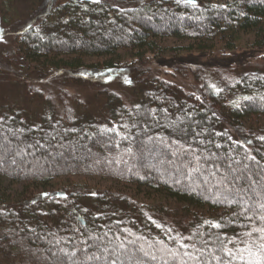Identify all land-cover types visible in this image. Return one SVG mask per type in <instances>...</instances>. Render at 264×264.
<instances>
[{"label": "trees", "instance_id": "16d2710c", "mask_svg": "<svg viewBox=\"0 0 264 264\" xmlns=\"http://www.w3.org/2000/svg\"><path fill=\"white\" fill-rule=\"evenodd\" d=\"M36 5L17 49L36 66L34 82L48 70L60 87L84 84L79 72L121 71L125 81L101 85L100 123L65 104L63 117L48 104L36 117L1 101L2 83L18 75L0 67V185L14 189L6 199L0 187V264H247L255 256L246 249L259 256L264 125L249 123L264 120V72L220 73L208 87L182 68L175 73L192 77L188 92L159 79L145 56L159 55L157 39L188 42L185 52H213L216 43L232 52L249 35L264 50V0ZM119 51L135 63L114 64ZM78 177L112 185L70 181Z\"/></svg>", "mask_w": 264, "mask_h": 264}, {"label": "rangeland", "instance_id": "374dc122", "mask_svg": "<svg viewBox=\"0 0 264 264\" xmlns=\"http://www.w3.org/2000/svg\"><path fill=\"white\" fill-rule=\"evenodd\" d=\"M53 0H0V67L4 66L8 70H14L18 76V81L25 84L20 87L16 78L9 75V79L4 81L1 85V101L5 105L14 106L22 114H31L38 116L42 113L45 105H51L54 111L60 117L65 116L66 111L61 105L65 104L68 109L75 116H84L86 119L95 120L100 123L99 110L102 107L99 94L102 92L101 85L103 82H112L115 87L123 84L125 78L121 71H114L111 74H106L105 77L95 78L89 77V73L79 72L82 78L88 80L84 84H73L72 80L67 79L63 81L62 86L51 84L49 79H54L57 74L53 70H48L50 73L48 77H44L38 82H34V78L29 76L36 66L27 62L23 63L21 57L17 53L18 36L21 29L29 21V18L34 19L37 14L30 11L36 6L40 8ZM64 0H54V5L63 3ZM53 5V6H54ZM36 9V8H35ZM39 10V9H38ZM15 39H17L15 41ZM156 45L159 48V55L151 56L149 58L150 68L159 79L166 80L172 85H177L185 91L190 92L194 90L192 77H182L176 75L175 71L182 70V68H192L202 77L204 84L208 87H215L219 85L217 74L233 73V77H238L243 73L264 72V50H256L252 47L253 37L249 35H240L236 44V48L232 52H227L224 45L216 43L213 52H185L182 51L188 45V42L176 41L173 39H157ZM134 55L131 52L119 51L113 59L114 64L120 66H127L135 63ZM97 63L96 59L85 58L82 60L83 65H91ZM2 68V67H1ZM190 69V70H192ZM192 71V74H193ZM175 73V76H174ZM226 75V74H224ZM174 76V78H172ZM227 77V78H226ZM220 77L222 81H230L232 76ZM75 78V77H74ZM11 79V80H10ZM29 88V90H28ZM122 89V88H121ZM125 92L124 90H121ZM128 91V90H127ZM124 96H128V92ZM128 99V97H127ZM2 103V102H1ZM3 105V106H5ZM13 107V108H14ZM67 118V116H66ZM67 120V119H66ZM250 125L257 127L264 125L263 118L252 119ZM62 183L69 181L68 179H60ZM70 181L88 183L90 185H98L102 187H109L112 181L101 180L99 178H72ZM54 188L57 187L53 183ZM1 188L6 189L3 197H12L14 191L13 186L7 182L0 185ZM1 194V193H0Z\"/></svg>", "mask_w": 264, "mask_h": 264}, {"label": "snow or ice", "instance_id": "6c2138e0", "mask_svg": "<svg viewBox=\"0 0 264 264\" xmlns=\"http://www.w3.org/2000/svg\"><path fill=\"white\" fill-rule=\"evenodd\" d=\"M236 163L239 164L240 162H239V161H236ZM228 167L231 168L232 165L229 164ZM245 167H247V166H245ZM234 179H235V178H234ZM241 191H244V190L241 189ZM241 199H243L242 196H241ZM241 206H243V205H241ZM260 208H264V204H261V205H260ZM247 218L250 219V220L252 219L251 216H249V217H247ZM259 231L262 233V235H261V239L264 240V228L259 229ZM249 235H251V234L249 233ZM230 242H231V241H230ZM259 248H260V255H259V256H256L255 253H252L250 249H246V251L249 252V255H250V256H255V259H254V260H251V261H249V262H247V264H264V243L260 244V245H259ZM226 254L229 255L230 258H234L235 255H237L238 253H237V254H233V253H231V252L229 251V253H226ZM72 255H75V254L73 253ZM91 259H101V257L93 256V257H91ZM113 264H115L114 261H113ZM222 264H223V262H222Z\"/></svg>", "mask_w": 264, "mask_h": 264}]
</instances>
